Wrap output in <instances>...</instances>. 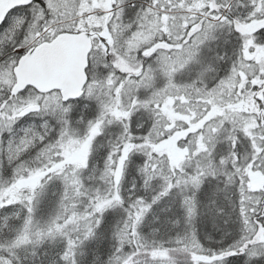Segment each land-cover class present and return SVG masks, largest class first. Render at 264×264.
Wrapping results in <instances>:
<instances>
[{"label":"snow or ice","instance_id":"1","mask_svg":"<svg viewBox=\"0 0 264 264\" xmlns=\"http://www.w3.org/2000/svg\"><path fill=\"white\" fill-rule=\"evenodd\" d=\"M0 264H264V0H0Z\"/></svg>","mask_w":264,"mask_h":264}]
</instances>
